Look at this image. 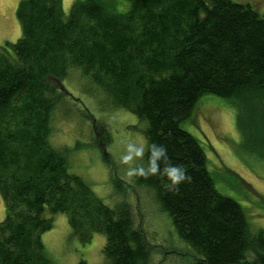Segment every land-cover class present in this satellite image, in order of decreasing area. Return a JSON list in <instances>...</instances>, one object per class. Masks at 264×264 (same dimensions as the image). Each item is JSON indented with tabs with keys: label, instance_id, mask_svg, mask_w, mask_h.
<instances>
[{
	"label": "trees",
	"instance_id": "1",
	"mask_svg": "<svg viewBox=\"0 0 264 264\" xmlns=\"http://www.w3.org/2000/svg\"><path fill=\"white\" fill-rule=\"evenodd\" d=\"M61 1L20 0V37L0 49V264H50L41 235L56 214L82 244L102 234L110 264H146L130 206L105 205L50 145L63 98L49 81L71 71L144 122L146 144L187 168L191 181L178 190L159 174L137 183L200 256L194 264H264L263 233L215 189L199 143L181 128L204 95L242 108L264 102V14L232 0H74L65 15ZM147 156L146 146L145 167Z\"/></svg>",
	"mask_w": 264,
	"mask_h": 264
},
{
	"label": "rangeland",
	"instance_id": "2",
	"mask_svg": "<svg viewBox=\"0 0 264 264\" xmlns=\"http://www.w3.org/2000/svg\"><path fill=\"white\" fill-rule=\"evenodd\" d=\"M19 1L0 0V49L20 37L15 16ZM73 1H61L65 15ZM232 1L264 14V0ZM49 82L63 98L52 114L50 145L67 153L70 170L89 183L105 205L130 206L134 229L146 241V264H194L200 256L178 237L153 191L138 185L141 176L129 180L124 175L127 165L120 163L124 144L146 142L145 123L113 106L78 71L61 82ZM181 128L199 143L215 189L239 204L250 229L264 235V102L254 100L242 108L231 99L204 95ZM141 163L144 166V159ZM3 219L0 197V222ZM41 242L50 264H110L102 254L105 237L93 234L87 244L80 243L62 214L52 217V227L41 235Z\"/></svg>",
	"mask_w": 264,
	"mask_h": 264
},
{
	"label": "clouds",
	"instance_id": "3",
	"mask_svg": "<svg viewBox=\"0 0 264 264\" xmlns=\"http://www.w3.org/2000/svg\"><path fill=\"white\" fill-rule=\"evenodd\" d=\"M148 149L147 167L141 161L145 157V149ZM120 163L127 165L124 175L129 180L134 177L159 174L166 178L167 186L177 189L182 182H190L191 176L184 165L172 164L167 155V149L157 143L126 142L124 151L120 156ZM163 164V167H161Z\"/></svg>",
	"mask_w": 264,
	"mask_h": 264
}]
</instances>
